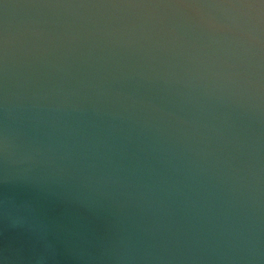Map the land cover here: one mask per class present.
Listing matches in <instances>:
<instances>
[{
	"label": "water",
	"instance_id": "95a60500",
	"mask_svg": "<svg viewBox=\"0 0 264 264\" xmlns=\"http://www.w3.org/2000/svg\"><path fill=\"white\" fill-rule=\"evenodd\" d=\"M0 264H264V0H0Z\"/></svg>",
	"mask_w": 264,
	"mask_h": 264
}]
</instances>
